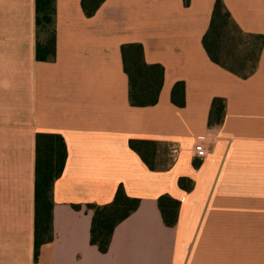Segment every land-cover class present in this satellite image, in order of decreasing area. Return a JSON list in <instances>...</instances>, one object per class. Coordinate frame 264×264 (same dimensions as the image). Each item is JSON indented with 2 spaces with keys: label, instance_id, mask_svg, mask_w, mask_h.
Segmentation results:
<instances>
[{
  "label": "crops",
  "instance_id": "0c3cea01",
  "mask_svg": "<svg viewBox=\"0 0 264 264\" xmlns=\"http://www.w3.org/2000/svg\"><path fill=\"white\" fill-rule=\"evenodd\" d=\"M216 1L105 0L88 16L82 0H55L56 55L38 60L36 0H0V264H264V0H221L231 19L208 42H235L228 63L204 43ZM132 42L164 67L154 105L130 103L122 45ZM38 132L61 134L67 159L53 239L35 260ZM131 139L156 142L155 168ZM120 185L140 203L101 252L88 205L110 203ZM165 194L180 201L173 226Z\"/></svg>",
  "mask_w": 264,
  "mask_h": 264
},
{
  "label": "trees",
  "instance_id": "16d2710c",
  "mask_svg": "<svg viewBox=\"0 0 264 264\" xmlns=\"http://www.w3.org/2000/svg\"><path fill=\"white\" fill-rule=\"evenodd\" d=\"M105 0H82V7L88 16L94 15ZM188 1V0H186ZM38 42L36 56L38 60H51L56 55L55 0H36ZM231 19L229 10L221 0L215 3L212 23L209 32L204 37V43L210 56L218 61L213 53L215 49L208 41H217L222 27ZM217 21V23H216ZM46 33V36H43ZM124 69L129 76V68L134 60L148 68V87L143 86L144 77L137 75L134 85L129 76V98L134 106L154 105L159 100V94L164 82V67L160 63H147L144 57V47L141 43L132 42L122 45ZM179 82L176 89H183ZM225 103L222 98H215L212 112L216 121L223 118ZM148 145L145 150L142 146ZM130 146L136 150L143 160L155 168L149 158L156 149V142L146 139H131ZM67 159V147L63 136L55 132H38L36 136V178H35V260L39 258L42 244L53 239V187L61 176ZM199 166V163H195ZM182 186L191 188L190 185ZM140 198L129 196L122 185L119 186L114 199L108 204L90 203L93 210L91 225V243L97 245L101 252H107L112 235L119 223L131 215L139 206ZM164 222L173 226L177 222L180 201L165 194L158 199ZM75 207H79L75 205Z\"/></svg>",
  "mask_w": 264,
  "mask_h": 264
},
{
  "label": "snow or ice",
  "instance_id": "6c2138e0",
  "mask_svg": "<svg viewBox=\"0 0 264 264\" xmlns=\"http://www.w3.org/2000/svg\"><path fill=\"white\" fill-rule=\"evenodd\" d=\"M234 45L235 42L232 39L225 38L222 43L215 49L213 54L216 57L222 59L223 62L228 63L230 62V60H232V54L229 50L233 48ZM147 72L148 68L146 66V63L137 64L134 60L132 61L131 66L129 68V76L131 77L134 85L137 83V75L141 74L144 77L143 86L148 87ZM142 147L146 150L149 146L143 145Z\"/></svg>",
  "mask_w": 264,
  "mask_h": 264
},
{
  "label": "built area",
  "instance_id": "2783aa9c",
  "mask_svg": "<svg viewBox=\"0 0 264 264\" xmlns=\"http://www.w3.org/2000/svg\"><path fill=\"white\" fill-rule=\"evenodd\" d=\"M180 147L178 145H172L170 147V153L173 157H176L180 153ZM208 155V149L205 147L203 143H196L195 144V156L200 160H203Z\"/></svg>",
  "mask_w": 264,
  "mask_h": 264
},
{
  "label": "rangeland",
  "instance_id": "374dc122",
  "mask_svg": "<svg viewBox=\"0 0 264 264\" xmlns=\"http://www.w3.org/2000/svg\"><path fill=\"white\" fill-rule=\"evenodd\" d=\"M43 36H46V33H43Z\"/></svg>",
  "mask_w": 264,
  "mask_h": 264
}]
</instances>
